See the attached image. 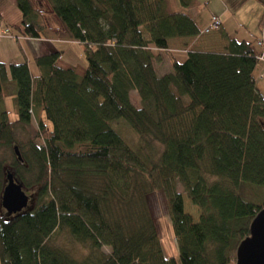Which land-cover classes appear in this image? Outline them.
<instances>
[{
    "label": "trees",
    "instance_id": "16d2710c",
    "mask_svg": "<svg viewBox=\"0 0 264 264\" xmlns=\"http://www.w3.org/2000/svg\"><path fill=\"white\" fill-rule=\"evenodd\" d=\"M44 1L60 42L83 47L86 72L56 65L62 47L37 59L35 77L25 62L0 63V152L16 147V125L31 126L33 117L42 134L30 151L20 146L23 162L0 157V264H235L264 209L240 190L264 188V97L250 45L221 30L226 53L188 52L159 77L168 42L201 34L188 14L169 11V0H17L24 19L6 28L40 38ZM179 1L188 8L193 0ZM9 80L13 92L5 91ZM6 93H15V121ZM120 122L161 150L133 149ZM8 170L34 189L16 215L2 207ZM153 193L165 197L176 251L165 249L147 205Z\"/></svg>",
    "mask_w": 264,
    "mask_h": 264
},
{
    "label": "crops",
    "instance_id": "0c3cea01",
    "mask_svg": "<svg viewBox=\"0 0 264 264\" xmlns=\"http://www.w3.org/2000/svg\"><path fill=\"white\" fill-rule=\"evenodd\" d=\"M16 1L17 0H0V34L3 32V30L7 29L6 27L12 28V26L22 23L24 19L22 13L15 6ZM198 1L200 0H193L188 8H181L179 0H170L169 2V11L174 10L185 12L192 19H194L199 31H201V34L199 36H194V38L189 37L183 39H172L168 42L169 48L174 47L178 49L179 47L183 46L188 48V50L184 51L168 49L171 53L175 51L176 53H180L181 56H176L179 62H183L186 59V54L184 53L188 52L195 51L199 53L224 54L227 52L226 47L229 43L228 40H236L241 43L245 42L246 44L248 43L256 57L262 53L263 50L259 42L260 40L264 39V0H226L227 10L225 13H229V15L232 17L230 18L228 16V18H226L224 21L222 16L225 13H222L221 15L214 14L210 17L209 23L205 26L203 25V31L199 27V21H197L194 16V11L196 12L194 8H197ZM236 2H240L242 4L239 7H236ZM252 7H255L257 10L252 12ZM242 11L245 12L242 13ZM214 16H217L220 18V20H222V26L220 29L223 30L228 40L222 39V31L220 29L218 32L219 39L216 38V35L214 38L207 35L212 33H206L205 29L210 26ZM53 18L54 17L52 15H45V13L42 14L41 18H39V21L42 22V25L45 27L44 33L40 38L32 39L23 36H17V31H12L9 29L11 30L10 33L11 35L13 34V37L1 38L0 63L3 62L7 67H9L10 65H13V63L23 64L25 62L28 64L29 70L31 71L33 77H35L39 75L37 59L54 53L55 51H60L62 47L65 51L63 50V53L56 62V65L64 70L72 69L77 75L83 76L86 72V65L83 61V58L80 56L83 47L79 46L78 44H63L60 42V39L57 36L58 24L55 22V18ZM238 18L241 20L244 19V21L240 22ZM50 19L52 21H50ZM225 25L227 28H231V31H228ZM156 65L159 66V63ZM254 72L255 81L257 82V89L264 97V62H260L259 66ZM14 88L15 83L9 80L5 91L11 90L13 92ZM12 94L14 95H7L14 99L15 93ZM7 98L8 97H6V99ZM8 111L10 112V117H12L11 115L14 114V112H11L10 110ZM15 116H17L16 111L14 117ZM171 238L173 237H170V241H172L173 246L171 251H173V249H176L177 246L174 239L172 240ZM165 249L167 250V247H165Z\"/></svg>",
    "mask_w": 264,
    "mask_h": 264
},
{
    "label": "rangeland",
    "instance_id": "374dc122",
    "mask_svg": "<svg viewBox=\"0 0 264 264\" xmlns=\"http://www.w3.org/2000/svg\"><path fill=\"white\" fill-rule=\"evenodd\" d=\"M170 2V0H169ZM226 0H200L198 1V6L197 8H194V10H196V12L194 11V16L196 18L197 21H199V27L200 29L203 31V28L206 24L209 23L210 21V17L214 14L217 15H221L222 13H225V11L227 10L226 8ZM45 8L42 9V11H44L45 15H49L51 14L50 12V6L47 5V3L44 1L43 2ZM242 3L240 2H236V7H239ZM45 9V10H44ZM257 9L255 7L251 8L252 12H255ZM245 11H242V13H244ZM228 16L231 18L232 16L229 15V13H225L222 16V19L225 21L226 18H228ZM49 19V18H48ZM54 19V18H53ZM239 19V18H238ZM56 23H58L56 21V19H54ZM50 21H52L50 19ZM240 22L244 21V19H239ZM44 23V22H43ZM42 25V22H41ZM204 25V26H203ZM226 27V25H225ZM221 28V27H220ZM220 28L215 29L214 32H212L211 34H207L210 37H213L216 35V38H218V32L221 30ZM220 29V30H219ZM226 29L228 31H231V28H227ZM8 30V29H7ZM9 31V30H8ZM2 34V33H1ZM4 36L0 37V42H1V38L5 37V38H12L13 36H10L11 34L9 32H4L3 33ZM219 39V38H218ZM211 41V40H210ZM214 41V40H212ZM207 45V42H206ZM215 46V44H214ZM208 47V45H207ZM169 49L173 50H188V48L186 46L183 47H179L178 49L176 48H172L170 47ZM170 53V55H168L166 52H162L160 53V60L161 62L159 63V66L156 67L157 71L156 74L159 77H162L163 74H168V73H172L173 72V64H172V58L177 59L178 56H181L180 53H176L173 52ZM184 54H188V53H184ZM183 54V55H184ZM177 56V57H176ZM130 98L132 99V102L134 105H136L137 107L141 106V99L138 96V93L136 91H132ZM6 108L8 110H10L11 112L16 111V104L14 103V99L8 97L6 99ZM14 114H12L10 117L11 120L15 121L16 118L18 119L17 116L14 117ZM31 126H26L25 128L22 127L21 125H16V129L14 131V136H15V146H22V148H25V151L27 150L30 151L29 149L31 148V144L32 143H38L39 137L42 136V134L40 133V126L38 124V122H36V118L33 117V121L31 123ZM117 126V131H119L120 135L124 138L125 141H127V143L135 150H139L141 147V149H143V151H145L146 153H148L149 155H151V152H159V150H161L160 145H155V144H151L150 146H148V144H144L142 141H140L138 135H136L135 132H133L132 130H130L128 128L127 125H125L124 123L122 124L121 122L116 124ZM14 148L15 147H11V148H4L1 150L0 152V157H2V159L5 161L6 165H11L15 159V152H14ZM153 149V151H151ZM21 152V151H20ZM22 155V152H21ZM157 157V154L155 155V159ZM23 189H25V191L27 193H29L31 196L32 194H34V189L31 188L30 186H23ZM257 189V191H256ZM241 192L244 193L245 198L247 200H252L255 201L258 204H262L264 202V188L263 187H255L254 193H252V191H248L247 190V186H242L240 188ZM177 192L181 193L183 198H184V203H185V211L192 215L194 220L197 221L198 218L200 217V212L199 209L197 207H195L192 203L191 200L189 201L188 196H187V192L184 191L183 187L181 185L178 186L177 188ZM259 194V196H258ZM258 197V198H257ZM147 205L149 206L151 215L153 216L156 225L159 228L160 231V236H164L165 240V247H167V250L169 252H171L172 249V241H170V225H169V221H170V214L168 213V209H167V204H166V200L165 197L162 193H153V194H149L147 196ZM173 240V238H171ZM163 240V241H164ZM59 243H62L59 242ZM75 251V256L79 257L80 253H84L83 250L80 249L79 246H75V248L73 249ZM176 251V249H175ZM236 257V254H235ZM236 261V258H235Z\"/></svg>",
    "mask_w": 264,
    "mask_h": 264
},
{
    "label": "water",
    "instance_id": "95a60500",
    "mask_svg": "<svg viewBox=\"0 0 264 264\" xmlns=\"http://www.w3.org/2000/svg\"><path fill=\"white\" fill-rule=\"evenodd\" d=\"M16 157L23 162L19 146L14 148ZM8 184L4 188L2 207L8 214L16 215L30 204L29 196L21 184L17 183L12 172L7 171ZM250 235L241 242L236 250L235 264H264V209L253 220Z\"/></svg>",
    "mask_w": 264,
    "mask_h": 264
},
{
    "label": "built area",
    "instance_id": "2783aa9c",
    "mask_svg": "<svg viewBox=\"0 0 264 264\" xmlns=\"http://www.w3.org/2000/svg\"><path fill=\"white\" fill-rule=\"evenodd\" d=\"M212 23L210 24V26L208 28L205 29L206 33H211L214 32L215 29H218L222 26V20H220L219 17L214 16V18H212ZM9 32V31H6ZM261 48H262V53L258 56L257 60L260 62H264V39L260 40L259 42Z\"/></svg>",
    "mask_w": 264,
    "mask_h": 264
}]
</instances>
